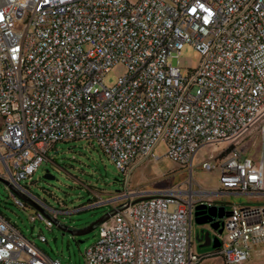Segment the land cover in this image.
<instances>
[{
    "label": "built area",
    "instance_id": "obj_1",
    "mask_svg": "<svg viewBox=\"0 0 264 264\" xmlns=\"http://www.w3.org/2000/svg\"><path fill=\"white\" fill-rule=\"evenodd\" d=\"M186 45L201 56L187 76ZM116 65L126 73L109 88ZM0 116V176L19 207L11 187L42 209L30 219L48 229L66 213L21 182L58 143H97L127 184L136 167L160 160L161 143L189 170V189L115 197L86 264H246L264 244V205H233L220 250L199 255L193 239L198 204L264 197V157L243 146L251 133L264 146V0H0ZM202 151L200 167L220 171L216 191L194 190ZM0 264L62 262L0 216Z\"/></svg>",
    "mask_w": 264,
    "mask_h": 264
},
{
    "label": "rangeland",
    "instance_id": "obj_2",
    "mask_svg": "<svg viewBox=\"0 0 264 264\" xmlns=\"http://www.w3.org/2000/svg\"><path fill=\"white\" fill-rule=\"evenodd\" d=\"M135 1V0H133ZM201 56L197 50L186 45L179 56V65L187 76L197 70ZM126 73L123 65L114 66L104 79L107 87H114ZM2 119L0 116V129ZM249 156L264 157V146L257 133L249 134L243 145ZM159 161L142 163L132 173L129 183L116 165L108 158L104 150L95 142L76 140L58 143L49 153L50 161L45 162L31 179L23 180L21 186L42 200L46 205L58 212V222L53 229L43 223L31 222L34 210L20 209L14 204L12 194L7 189L6 180L0 176V216L9 221L33 242L39 249L46 252L52 259H60L62 264H86L87 249L97 243L101 224L91 227L83 235H73L67 230L79 231L92 226L93 223L112 215L116 209L115 197L128 191L162 192L171 189H189L190 172L180 163L166 157L167 147L161 143L156 148ZM208 152L202 151L194 163V190L216 191L220 187L221 175L218 169L213 172L204 171L200 167L202 158ZM5 172L0 164V175ZM49 173L53 180L46 181L44 176ZM218 200L224 204L227 212L233 205H264V197L260 202L243 195H224ZM98 201L104 202L95 206ZM123 201L117 205H123ZM60 224V225H58ZM202 230L194 222L193 239L199 255L213 253L212 247L199 248L195 236ZM43 235L46 242H42ZM225 233L223 234V238ZM204 264H224L220 258L210 259ZM246 264H264V244L253 249L251 260Z\"/></svg>",
    "mask_w": 264,
    "mask_h": 264
},
{
    "label": "water",
    "instance_id": "obj_3",
    "mask_svg": "<svg viewBox=\"0 0 264 264\" xmlns=\"http://www.w3.org/2000/svg\"><path fill=\"white\" fill-rule=\"evenodd\" d=\"M43 178H44V180H46V181L53 180V177H51V176L49 175L48 172H47V174H46ZM6 184H7V186H10L8 181H6ZM11 190H12L13 194H15L16 196H18L19 198H21L23 201L27 202V203H28L30 206H32L33 208H35V209H37V210H42L38 205L32 203L28 198H26V197H24L23 195L19 194V193L17 192V190H15V188L11 187ZM142 199H143V198H139V199H137L135 202H138V201H140V200H142ZM126 204H128V203H126ZM203 209L210 210V212H211L212 210H216V211L219 213V214H218V217H219V218H222V217H224V216L228 217L229 214H230V212H226V211H225L226 208H225L224 205H222V206H209L208 203H205V204H202V205H198V206L196 207V209H195L196 212H195V214H194V216H195V218H196V219H195V222H196L197 224H203V223H206V222H207L205 219H203V218H199V216L202 214V212H199V211H201V210H203ZM215 215H216V214H215V213H212V212L209 214V216H210V217H213V218H214ZM110 217H111V215L108 216V217H106V218L103 219V220H99V221L93 223L92 226H90V227H88V228H86V229H83V230H79V231H71V230H67V229H65V230H66L67 232L73 234V235H83V234H85L86 231H88L91 227H93V226H95V225H98V224H102V223H104V222L107 221ZM220 225H221V224H220L219 222H216V223L213 224V228H214L215 230H218L219 227H220ZM222 232H223V229H219V230H218V233H219V234H222ZM201 235H202V236H201ZM204 237H205L206 242H205L204 244H202V245H199V248H205V247H209V246H211L212 249H213V251H217V250H220V249H221V247H222V243H221L219 237L211 238L209 232L204 233V231H201L200 233H197L196 236H195L196 242L199 243V242L203 241V240H204Z\"/></svg>",
    "mask_w": 264,
    "mask_h": 264
},
{
    "label": "flooded vegetation",
    "instance_id": "obj_4",
    "mask_svg": "<svg viewBox=\"0 0 264 264\" xmlns=\"http://www.w3.org/2000/svg\"><path fill=\"white\" fill-rule=\"evenodd\" d=\"M202 204H205V203H200V204H198V205H202ZM197 205V206H198ZM209 206H221L218 202H216V201H214V202H212V203H209ZM226 212H227V210H225ZM196 212V211H195ZM199 212H202V214L199 216V218H203V219H205L207 222L206 223H203V224H197L196 222H195V216H194V222L199 226V228L202 230V231H204V233H206V232H209L210 233V237L211 238H214V237H221L223 234H224V231H225V228H224V224H225V221H226V219H227V217L226 216H224V217H222V218H219L218 217V212L216 211V210H212L211 212L212 213H215L216 215L214 216V218L213 217H210L209 216V214L211 213L210 212V210H207V209H203V210H201V211H199ZM216 222H219L221 225H220V227H219V229H223V232H222V234H219L218 233V230H215L214 228H213V224L214 223H216ZM202 236V235H201ZM206 242V240H205V237H204V240L203 241H201V242H199L198 243V245H202V244H204ZM209 247H211V246H209Z\"/></svg>",
    "mask_w": 264,
    "mask_h": 264
},
{
    "label": "trees",
    "instance_id": "obj_5",
    "mask_svg": "<svg viewBox=\"0 0 264 264\" xmlns=\"http://www.w3.org/2000/svg\"><path fill=\"white\" fill-rule=\"evenodd\" d=\"M64 143H66V142H64ZM54 150V149H53ZM48 161H50V158H49V155H47V158H46V160H45V162H48ZM44 162V163H45ZM11 193V192H10ZM16 198H18V196L16 197ZM14 199V198H13ZM19 199V198H18ZM31 201V200H30ZM32 202V201H31ZM24 203V206L23 207H19L16 203H15V200H14V204L18 207V208H20V209H31V210H33L34 208L32 207V206H30L27 202H23ZM33 203V202H32ZM34 211H35V209H34ZM16 227V226H15Z\"/></svg>",
    "mask_w": 264,
    "mask_h": 264
},
{
    "label": "crops",
    "instance_id": "obj_6",
    "mask_svg": "<svg viewBox=\"0 0 264 264\" xmlns=\"http://www.w3.org/2000/svg\"><path fill=\"white\" fill-rule=\"evenodd\" d=\"M255 159H258V157H254ZM211 201H216V202H218V203H221V201L220 200H218V199H216V198H211L210 199ZM261 200V199H260ZM35 209V208H34ZM33 209V210H34ZM35 210H37V209H35Z\"/></svg>",
    "mask_w": 264,
    "mask_h": 264
}]
</instances>
